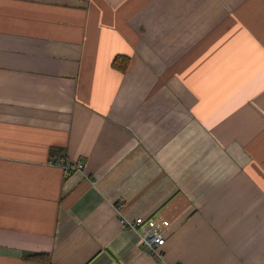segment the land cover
Instances as JSON below:
<instances>
[{
  "label": "crops",
  "instance_id": "0c3cea01",
  "mask_svg": "<svg viewBox=\"0 0 264 264\" xmlns=\"http://www.w3.org/2000/svg\"><path fill=\"white\" fill-rule=\"evenodd\" d=\"M0 264H264V0H0Z\"/></svg>",
  "mask_w": 264,
  "mask_h": 264
},
{
  "label": "built area",
  "instance_id": "2783aa9c",
  "mask_svg": "<svg viewBox=\"0 0 264 264\" xmlns=\"http://www.w3.org/2000/svg\"><path fill=\"white\" fill-rule=\"evenodd\" d=\"M52 164L61 167L65 174L74 171H83L84 165L80 162H72L69 160L64 159H55L50 160ZM143 219L141 217L135 218L133 221H129L127 226L131 229H136L141 223ZM142 244L144 246L145 251L150 253H154L160 256L159 246L163 242V234L160 231L153 230L150 231L142 236Z\"/></svg>",
  "mask_w": 264,
  "mask_h": 264
},
{
  "label": "trees",
  "instance_id": "16d2710c",
  "mask_svg": "<svg viewBox=\"0 0 264 264\" xmlns=\"http://www.w3.org/2000/svg\"><path fill=\"white\" fill-rule=\"evenodd\" d=\"M113 64H114V61H113ZM34 256V255H33ZM37 257V256H36Z\"/></svg>",
  "mask_w": 264,
  "mask_h": 264
}]
</instances>
